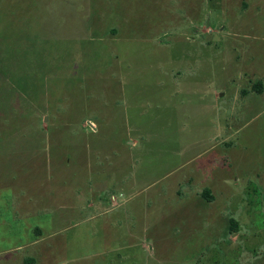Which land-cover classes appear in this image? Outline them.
I'll return each mask as SVG.
<instances>
[{"label": "rangeland", "instance_id": "374dc122", "mask_svg": "<svg viewBox=\"0 0 264 264\" xmlns=\"http://www.w3.org/2000/svg\"><path fill=\"white\" fill-rule=\"evenodd\" d=\"M0 264H264V0H0Z\"/></svg>", "mask_w": 264, "mask_h": 264}, {"label": "crops", "instance_id": "0c3cea01", "mask_svg": "<svg viewBox=\"0 0 264 264\" xmlns=\"http://www.w3.org/2000/svg\"><path fill=\"white\" fill-rule=\"evenodd\" d=\"M184 76H186V75H184ZM189 79H191V76L189 78L183 77V75H181L180 73H175V74L171 75V77L169 79V84L171 86L170 92L169 93L167 92V93L163 94L162 98L166 99L167 101L169 100L168 102H169V106L171 107L172 112H176L177 111L178 113L182 112V114H185V109L190 105V103L188 101H181L180 100V98L178 97L179 93H183L182 95L187 97L191 93L192 89H196V88L198 89L200 87L199 88V90H200V89H202L201 87H205L204 85H202V83L199 82V84H200L199 86L197 85L196 88H192L193 84H190V83L186 82V80H189ZM162 86H163V84H161V85L159 84L158 87H156V92H158L159 87H162ZM105 96H108V94H105ZM187 100H189V99L187 98ZM97 101L98 100H96V102ZM161 105H162V102L160 100H158V98L156 96L155 100L153 102V108L156 109L158 107H161ZM165 105L166 104H164V106ZM135 108L140 109V107L137 104H135ZM110 111L112 112V110H110ZM110 111H108L107 109L105 110V112L103 114L104 115V117H103L104 120L102 119V121H109V119H108L109 117L107 115H110ZM114 158L116 160H118V158H116V156ZM118 164L120 165L119 162H118ZM124 181H125V179H124ZM111 183H113V179H112V177L109 174H107L106 178L104 177V179L101 182L95 183V181H94V183L90 184L89 190H90V193H92L93 198L97 197V194L94 195V192L97 191V190H100L98 192V193H100L99 195L102 194L101 191H109L108 188L110 187ZM122 183H123V180L122 179H118L117 186L119 187ZM106 188L108 190H105ZM205 191H207V190L202 191V193L205 192ZM49 193H50V195H49V197H47L48 201H51L52 199H55V198L59 197L56 193H55V196H54L53 195L54 192L50 191ZM209 197H210V199L212 198L210 195H209ZM95 200L98 203V199H95ZM110 200H114L112 198V196L110 197Z\"/></svg>", "mask_w": 264, "mask_h": 264}, {"label": "trees", "instance_id": "16d2710c", "mask_svg": "<svg viewBox=\"0 0 264 264\" xmlns=\"http://www.w3.org/2000/svg\"><path fill=\"white\" fill-rule=\"evenodd\" d=\"M261 86V85H260ZM259 89H260V87H259V84H253L252 85V90H254V91H259ZM209 192L208 191H205V192H203V193H201V196L204 198V199H206V200H209L210 199V197H209ZM232 224L230 225V228L232 229Z\"/></svg>", "mask_w": 264, "mask_h": 264}]
</instances>
